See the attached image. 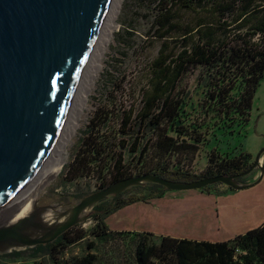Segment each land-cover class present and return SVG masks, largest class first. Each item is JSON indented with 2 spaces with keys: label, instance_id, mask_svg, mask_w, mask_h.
Segmentation results:
<instances>
[{
  "label": "rangeland",
  "instance_id": "rangeland-1",
  "mask_svg": "<svg viewBox=\"0 0 264 264\" xmlns=\"http://www.w3.org/2000/svg\"><path fill=\"white\" fill-rule=\"evenodd\" d=\"M163 1L166 0H123L121 3L118 27L106 49L81 121L67 143L63 169L49 179L35 196L26 217L21 219L34 216L37 222L43 216L47 221H55L83 197L115 183L116 160L121 157V171L126 178L154 171L181 170L203 174L210 167L212 152L224 158L232 157L241 152L242 144L255 161L264 148V131L258 130L259 120L264 119V80L255 93L251 124L245 139L241 130L243 119L238 113L225 116L206 110L209 86L202 67L186 73L175 90L184 103L177 117L181 127H174L166 119L158 128L151 129L147 121H143L145 113H141V106L151 80V64L159 56L166 39L157 34L164 33L169 27L167 23L160 29L157 23L167 22L166 17L158 16ZM173 11L178 19L175 20L176 30L169 34L174 35L169 37L173 39L168 44L169 50L180 46V35L189 18L182 9ZM196 136L202 141L197 143ZM182 140L184 143L180 145ZM168 142L172 143L170 148L165 146ZM260 167V164L255 166L238 182L241 185L252 183L259 175ZM72 176H76L73 181L70 180ZM146 183L122 192L123 198L138 195L145 199L109 214L105 222L111 233L102 235L98 220L91 217V209H87L76 224L84 237L60 253L34 254L26 248L4 249L0 246V264H62L84 256H94L93 264H137L136 251L144 235L148 243H159L162 235L204 241L229 240L231 230L217 220L216 209L221 202L217 199L218 194L222 195L232 187L215 183L195 190L172 191L165 187L155 192ZM235 195L228 192L223 196L230 202ZM65 218L61 217L62 220ZM17 222L12 219L0 222V227ZM27 230L36 234L32 227ZM16 250L23 252L17 256L13 254ZM149 264L164 263L155 258Z\"/></svg>",
  "mask_w": 264,
  "mask_h": 264
},
{
  "label": "trees",
  "instance_id": "trees-1",
  "mask_svg": "<svg viewBox=\"0 0 264 264\" xmlns=\"http://www.w3.org/2000/svg\"><path fill=\"white\" fill-rule=\"evenodd\" d=\"M174 9L184 10L189 18L180 35V46L169 50L168 44L173 40L169 37L174 36L169 34L175 29V20L178 19ZM158 16L167 19L166 23L157 22L160 29L165 28L167 23L169 27L164 33L157 34L159 38L166 39L159 56L151 64V80L149 88L144 91L141 106V113H145L143 121H147L151 129L158 128L161 121L166 119L174 127H181L177 117L184 103L175 90L186 73L202 67L209 86L206 110L225 116L238 113L243 119L241 130L245 137L255 93L264 80V0H166L159 5ZM87 134L92 135L89 132ZM195 141L198 143L202 139L196 136ZM182 143L183 140L179 144ZM165 146L170 148L172 143L168 142ZM252 158L250 152L241 151L225 158L212 152L210 167L203 174L181 170L154 173L172 181L192 182L219 174H242L252 167ZM116 163L114 182L126 178L121 171L122 157ZM75 177L72 176L70 180L73 181ZM241 178L238 177V180ZM145 185H150L149 189L155 192L165 188L155 182ZM144 199V196L138 195L123 198L120 192L96 203L90 215L98 220L102 235L111 233L105 222L108 215ZM76 227L66 230L53 242L25 250L29 249L34 254H58L84 237V232ZM22 252L16 250L13 254L18 256ZM94 258L84 256L62 264H93ZM136 258L137 264H149L155 258L161 259L164 264H264V222L227 241L162 235L159 243H148L144 235L139 242Z\"/></svg>",
  "mask_w": 264,
  "mask_h": 264
},
{
  "label": "water",
  "instance_id": "water-1",
  "mask_svg": "<svg viewBox=\"0 0 264 264\" xmlns=\"http://www.w3.org/2000/svg\"><path fill=\"white\" fill-rule=\"evenodd\" d=\"M110 0H0V207L32 179L58 136L72 91ZM240 174L172 181L155 173L131 176L85 196L55 221L34 216L0 227V246L36 247L53 242L81 220L84 210L135 185L155 182L169 190L223 183L245 189ZM42 217V216H40ZM61 217H66L64 220ZM34 228L36 234L29 232Z\"/></svg>",
  "mask_w": 264,
  "mask_h": 264
},
{
  "label": "bare ground",
  "instance_id": "bare-ground-1",
  "mask_svg": "<svg viewBox=\"0 0 264 264\" xmlns=\"http://www.w3.org/2000/svg\"><path fill=\"white\" fill-rule=\"evenodd\" d=\"M121 3H123V0H110L108 3L105 16L86 56L76 87L72 91L65 119L49 155H47L39 171L35 173L30 182L18 191L7 204L0 207L1 223L11 219L14 222L24 216L26 217L34 203L35 196L39 194L52 176L55 177L62 171L67 160V143L74 136L78 123L81 121L84 110L88 105L89 94L95 87L96 78L99 71H101L102 60L107 54L106 49L118 27L117 19ZM40 219L43 222L45 220L43 216Z\"/></svg>",
  "mask_w": 264,
  "mask_h": 264
},
{
  "label": "crops",
  "instance_id": "crops-1",
  "mask_svg": "<svg viewBox=\"0 0 264 264\" xmlns=\"http://www.w3.org/2000/svg\"><path fill=\"white\" fill-rule=\"evenodd\" d=\"M251 124V117L246 126V133L248 127ZM259 132L264 131V119L259 120ZM246 138V135L243 139ZM241 151L249 152L242 147ZM259 175L256 176L254 185L242 189L243 191L238 192L239 189H232L228 192H233L236 195L230 202H227L222 193L217 196V199L221 200L217 204L216 218L221 222L223 226H227L230 232V239L234 238L237 234H243L249 229L257 228L264 222V153L261 155ZM221 217L219 216L220 212Z\"/></svg>",
  "mask_w": 264,
  "mask_h": 264
}]
</instances>
